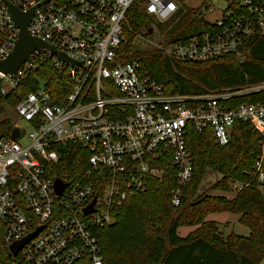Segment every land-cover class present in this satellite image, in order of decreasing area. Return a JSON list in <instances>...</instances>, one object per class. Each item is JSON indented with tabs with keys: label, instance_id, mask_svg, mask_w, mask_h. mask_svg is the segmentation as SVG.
<instances>
[{
	"label": "built area",
	"instance_id": "built-area-1",
	"mask_svg": "<svg viewBox=\"0 0 264 264\" xmlns=\"http://www.w3.org/2000/svg\"><path fill=\"white\" fill-rule=\"evenodd\" d=\"M7 1L21 12L31 9L27 33L72 63L39 48L14 73L0 71L1 95L20 83L30 87L8 111L5 106L10 128L0 133V241L5 248L0 264H106L96 229L113 221L127 195L144 191L150 177L161 178L166 163L174 168L170 203H179L191 177L189 129L209 130L224 145L233 124L247 121L260 134L264 153V81L174 94L139 60L116 58L135 5L149 18L147 29L157 32L158 23L177 18L186 0ZM197 3L204 23L198 33L171 42L160 33L155 43L174 61L240 55L254 34L264 32V0ZM17 32L0 0V59L10 52ZM45 61L56 77L39 75L45 73ZM244 96L254 100L236 101ZM13 128L19 130L16 139L10 137ZM67 153L81 159L83 171L52 174ZM250 178L264 197V154ZM54 180L63 185L58 193ZM35 230L12 252L11 243Z\"/></svg>",
	"mask_w": 264,
	"mask_h": 264
},
{
	"label": "trees",
	"instance_id": "trees-1",
	"mask_svg": "<svg viewBox=\"0 0 264 264\" xmlns=\"http://www.w3.org/2000/svg\"><path fill=\"white\" fill-rule=\"evenodd\" d=\"M148 19L142 6L135 5L129 13L130 31L150 38L156 34L157 42L163 33L164 42H171L188 38L204 27L200 9L188 6L179 8L177 18L169 23H158L157 32H147ZM116 58L139 60L166 92L202 94L212 89L264 81V32L254 34L240 55H224L206 62L174 61L158 48L138 49L124 43L118 47ZM43 65L45 73H38L40 76L58 75L46 61ZM29 89L20 83L9 93L0 94V133H7L10 128L5 106H13ZM245 100L253 101L254 97L236 99L237 102ZM185 144L191 157V177L182 188L177 205L170 203L169 195L175 181L174 168L166 163L161 178L150 177L144 191L127 195L114 210L113 221L96 229L106 264H257L263 257L264 197L250 178L255 161L264 154L260 134L249 122L237 121L224 145L216 143L209 130L197 132L195 129H189ZM84 168L80 158L67 153L52 174L81 172ZM208 174L214 180L207 189L233 191L234 195L200 197L199 187ZM235 182L249 184L232 190ZM221 212L238 214V221L248 227L249 235L224 236L215 221L205 220L206 215ZM182 225L197 227L179 236L176 230ZM200 228L210 232L198 235ZM0 249L5 250L1 241Z\"/></svg>",
	"mask_w": 264,
	"mask_h": 264
},
{
	"label": "rangeland",
	"instance_id": "rangeland-1",
	"mask_svg": "<svg viewBox=\"0 0 264 264\" xmlns=\"http://www.w3.org/2000/svg\"><path fill=\"white\" fill-rule=\"evenodd\" d=\"M186 6L188 7H192L195 8L197 7L199 4L197 3V0H186ZM129 34L131 35V37L129 38ZM125 35V42L124 44L130 45L132 47H137L138 49H153L156 48L155 43L158 41L157 35L153 34L150 37H142L139 35H134V33H132V31H130L129 29L126 30L124 32ZM1 86L3 87V89L5 91H7L9 89V86L7 84V82H2ZM7 111H8V107H7ZM213 175L208 174L204 177L198 193H202V196L200 197H208V199H213L214 196H224V197H232L234 195L233 191H224L222 189L216 188V189H207L211 186L212 182H213ZM205 190H207L206 192H204ZM232 190H235L232 187ZM205 220L209 221V220H213L217 223V226L219 228V230L222 232V234L224 236H226L229 233H235L241 236H248L249 235V229L248 227H246L245 225L241 224L238 221V214H234V213H229V212H221V213H210L208 215L205 216ZM197 227V225H182L179 226L176 230L177 234L179 236H183L186 233L192 231L193 229H195ZM201 230L197 231V234L199 235H206L208 232V230L204 229V228H200ZM257 264H264V255L263 257L258 261Z\"/></svg>",
	"mask_w": 264,
	"mask_h": 264
},
{
	"label": "water",
	"instance_id": "water-1",
	"mask_svg": "<svg viewBox=\"0 0 264 264\" xmlns=\"http://www.w3.org/2000/svg\"><path fill=\"white\" fill-rule=\"evenodd\" d=\"M4 2L7 6L10 18L18 26V32L10 52L4 58L0 59V71L2 73H14L20 63L29 60V54L31 53V51L39 48L49 49L51 52L55 53L61 61L72 63V61L63 53L57 51L53 45L48 44L41 39L33 37L27 33L26 25L30 19L31 9L25 12H21L13 5H11L7 0H4ZM147 32L149 33L150 29H147ZM18 136L19 130L17 128H13L11 130L10 137L16 139ZM53 186L57 193L60 192L63 187V185L60 184L58 180H54ZM88 209L90 208L86 207L84 208V211H87ZM35 232L36 230L24 236L20 240L11 243L10 249L12 250V252L15 253L19 249L21 244L32 235H34Z\"/></svg>",
	"mask_w": 264,
	"mask_h": 264
}]
</instances>
